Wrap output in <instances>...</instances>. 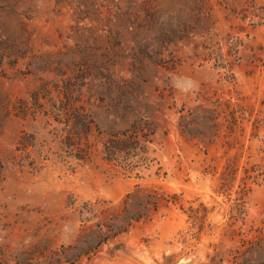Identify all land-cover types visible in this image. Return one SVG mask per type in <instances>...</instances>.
Masks as SVG:
<instances>
[{
    "label": "rangeland",
    "instance_id": "obj_1",
    "mask_svg": "<svg viewBox=\"0 0 264 264\" xmlns=\"http://www.w3.org/2000/svg\"><path fill=\"white\" fill-rule=\"evenodd\" d=\"M0 264H264V0H0Z\"/></svg>",
    "mask_w": 264,
    "mask_h": 264
},
{
    "label": "trees",
    "instance_id": "obj_2",
    "mask_svg": "<svg viewBox=\"0 0 264 264\" xmlns=\"http://www.w3.org/2000/svg\"><path fill=\"white\" fill-rule=\"evenodd\" d=\"M142 139L134 134L123 135V137L116 134L111 136L106 142L107 144L104 145L105 160L112 162L121 156L135 153L139 149L141 142H145V138L143 137Z\"/></svg>",
    "mask_w": 264,
    "mask_h": 264
}]
</instances>
